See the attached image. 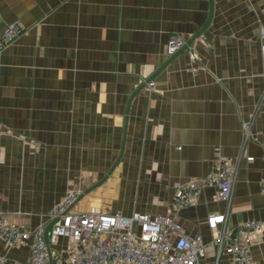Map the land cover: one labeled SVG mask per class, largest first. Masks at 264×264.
<instances>
[{"label":"crops","instance_id":"0c3cea01","mask_svg":"<svg viewBox=\"0 0 264 264\" xmlns=\"http://www.w3.org/2000/svg\"><path fill=\"white\" fill-rule=\"evenodd\" d=\"M12 23L22 33L0 51L8 222L32 231L78 189L73 211L171 215L200 235V264H230L207 224L227 213L228 228L260 223L247 251L264 264V0H0V33ZM172 36L185 46L168 57ZM216 151L237 167L228 209L205 186L172 212L175 185L212 173ZM0 254L29 261L27 246L0 242Z\"/></svg>","mask_w":264,"mask_h":264},{"label":"built area","instance_id":"2783aa9c","mask_svg":"<svg viewBox=\"0 0 264 264\" xmlns=\"http://www.w3.org/2000/svg\"><path fill=\"white\" fill-rule=\"evenodd\" d=\"M22 33L17 23L8 25L0 33V51ZM259 54L262 60L261 80L264 91V24L259 28ZM185 46L179 36L170 37L166 55L172 57ZM196 60V57H193ZM202 65L191 69L202 70ZM147 88L153 90L149 81ZM252 158H246L251 161ZM236 163L216 151L213 171L203 179L190 178L175 185L171 203L177 212L199 196L205 186L216 188V199L227 209L232 199L236 177ZM264 194V175L260 182ZM80 196V190L66 192L48 215V223L39 224L32 231L24 230L8 222L0 214V242L6 248L27 246L28 262L9 261L0 254V264H200L207 252L200 235L192 237L181 233L171 215L132 213L124 216L117 212L106 214L99 211L76 212L71 210ZM227 213L208 217L210 229H217L219 252L231 257L230 264H255L247 251L252 235L260 233V223L247 220L233 228L226 226ZM177 234L173 240L171 237ZM65 241L57 249V241Z\"/></svg>","mask_w":264,"mask_h":264},{"label":"rangeland","instance_id":"374dc122","mask_svg":"<svg viewBox=\"0 0 264 264\" xmlns=\"http://www.w3.org/2000/svg\"><path fill=\"white\" fill-rule=\"evenodd\" d=\"M80 194H81V191H80ZM77 203V202H76ZM75 203V204H76ZM90 211H96V210H89V211H87V212H90ZM99 211V210H98ZM99 212H101V211H99ZM103 213V212H102ZM106 214H108V213H106Z\"/></svg>","mask_w":264,"mask_h":264}]
</instances>
